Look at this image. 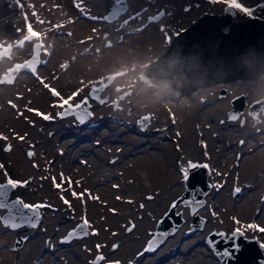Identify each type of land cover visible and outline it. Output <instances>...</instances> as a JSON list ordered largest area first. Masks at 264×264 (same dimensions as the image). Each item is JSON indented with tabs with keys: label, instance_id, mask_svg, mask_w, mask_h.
I'll use <instances>...</instances> for the list:
<instances>
[{
	"label": "rangeland",
	"instance_id": "374dc122",
	"mask_svg": "<svg viewBox=\"0 0 264 264\" xmlns=\"http://www.w3.org/2000/svg\"><path fill=\"white\" fill-rule=\"evenodd\" d=\"M54 1L55 0H41L40 8L46 4L49 5L48 10H44L42 18L37 21V24L42 28V30H44L45 36L39 34L37 37H32L29 40L21 31L18 12L12 6L11 1L0 0V49H2L5 45L10 46V49H7L8 53L0 55V64L2 62L4 63L3 67L0 68V78L4 77L3 74H10V68H12L15 63L22 62L33 54V47L35 45V42H33L35 40L34 38H37L40 43L39 46H37L40 61H37V63L34 65V68L31 69L29 67H24L18 69L10 81L0 83V85H3L4 83L6 85H14V83L18 81L21 76H29L33 78L32 82L31 78L28 80L25 79L26 81L22 87V91H25L26 93L29 90L32 91L33 88L35 89L34 92H32L33 95L40 97L36 98L33 104L38 105L47 111V116L50 117L48 121L52 120L51 123H48L47 119L46 121L45 119H43V121H35L32 119L30 112L28 113V108H23V111L22 106L18 104V99L21 98L22 91H19L20 96L17 95L14 99H12L11 105H15V107H13V111L19 117L27 119L26 123L34 127L36 132L44 131L45 133H48L53 132L52 130L55 132L56 130L54 125L58 119L70 118L68 117L70 114L59 115L57 111L60 109H58L56 112H52L49 109L50 105L48 101L50 98L48 99L47 95L52 94L48 92L46 87L42 88L41 82H37L38 86L36 85V88L32 87L34 84L33 82L37 81L38 77L35 80L36 75L40 76L41 78L44 76L43 79L44 81L46 80L45 85L46 83H50V85L57 87V89V83L60 84L58 80L64 79L65 83V80L68 78L67 71H69V69L72 67L73 62L72 64H68L64 69L62 68V63L65 60L69 61L68 52H74L75 46L67 45L69 39L66 38V33L63 36L64 38H62L63 40H59L58 38L61 36H59L60 32L57 28H62L68 23L66 22L68 21L66 16L69 15L68 11L70 8V14H74L78 18H82L80 17L81 13L87 12L85 9L90 11L87 12L90 19H86L84 22L82 21V23H84V27H79L81 28L79 30L80 33L83 32V34L79 36L81 39L85 40L82 47L91 51L89 56L91 55L94 57L95 55L96 57L97 54L103 53V51H106L107 49L116 45L118 41L126 42L128 39H130V35L136 34L138 31L147 28V26H152L155 32L160 35V43L158 45L161 46L155 48L154 52L150 54L149 57L144 59V62L142 61L140 63V68L136 72L137 76L136 73L135 75L132 74V71L137 69L133 62L123 64V67L122 63L118 64V66H112L113 68L108 67V70L105 69L106 71H103L104 74H102V76H98V80L95 81H87V78L90 79V73L87 75H82L80 77L82 82L87 81V84L91 82H93V84H98V81L104 79L110 70L116 68L118 69L120 65V68L124 69V71L121 74H118V76H116L112 82L103 86L105 87L103 91H99V93L102 91L100 101L103 100L104 103L91 100L92 102L90 103V107L92 106V113L99 106L103 109V107L107 105L108 110H110L108 111V115L103 117L100 121V126L97 128L88 129L89 126L80 125L78 123H76V125L68 124L67 126L57 123L56 128L58 125L61 127L57 129L58 131H56L59 137L57 138L56 144L58 146L62 145L61 147H65L66 157H63V160L61 157L60 160L55 157V161H50V155H48L46 151H44L42 154L45 160L49 162L48 168L50 166H55L56 164L62 165V169L65 174H68L73 178L76 188H84L87 192H95L97 195H99V198L96 199L97 203L93 201V203L87 204L89 213L88 216L90 218L87 216L86 212L83 211L81 214H78V208H72L68 204H65L64 200L70 202L68 198L62 199L60 197V195L65 196V194H54L52 190L53 188L48 184V175L46 176V174L47 172H51L52 175L55 176V171H57L55 170L56 168L50 167V169L42 172L41 170H35V168L32 166L34 160H30L33 158L35 159V154H38L36 152V141L29 142L28 138L24 139L22 141V151L19 148L22 153L24 152L22 156L25 157L27 161H30V163L26 164L25 167L23 165H18L15 169L12 168L14 170L13 172H10L12 171L11 168H7L4 165L5 159L0 163L4 166V172L6 171L9 173V175H11L15 180L21 179L16 177L17 175L19 176V174L20 176L22 175V167L27 171L26 175L21 176L23 177L22 181H28L27 185L21 187L24 189V192L22 191V193H19L17 192V189H15L11 192L13 197L19 198L25 203L51 205V207L40 208V221L37 222L36 227L34 228L24 225L22 228L20 227L13 230L5 227L3 223L0 222V264H92V261L94 260L98 251L105 257V260L101 262V264H105L107 261H114L117 259L124 262V264H183V258L181 254L196 246L194 237L200 234V239L197 240L198 244H202L207 249V251L211 252L212 256H214V260H216V264H220L218 257L214 252H212V249L208 246L207 242H205L206 234L212 228H222L226 231V233L231 231L230 229L232 227H237L241 230H244L243 225H236L238 218L242 219V222L251 220L252 222H255V224L261 225L262 228H264V182L254 181L252 178L250 181L252 187L248 193L246 195H240L242 190L238 193L235 192L237 187L240 189L242 188L240 187V184L238 185V183L235 181L226 183L225 178L217 182V180L212 178L213 168L207 161H216L212 164L216 166V168H219L221 174H223L226 170H228L229 167L237 166L238 163L243 162L244 159L240 173L247 174L250 168H247L246 166L251 161L253 155H256L253 158L256 160L260 159L263 168L264 144L262 143H264V132L260 129L264 128V115L261 114L260 118L255 121L252 116L247 113L246 105L244 111L240 113L242 115V118L240 119L243 121V123H241L240 119L235 121L229 120L226 115V110L231 106L229 99L235 95V93L243 91L247 94L246 98L248 101H250L252 98H256V96L264 94V75L261 76L260 81L259 77L255 78L254 80H244L237 78L234 81H225L224 83H214L211 86H203L202 88H198L188 95H181L178 90L173 89L169 85L157 88L152 84L148 85L146 82H141L139 80L138 74L143 67L142 65L146 61L154 58L157 56V54H159L160 51L167 48L168 42L171 36L176 34L175 32H177L186 24H189L190 21L197 18L202 10L220 12L222 4L216 6L212 2L214 0H180L182 1L181 4L177 3L176 1L168 0L172 3H170V5H166L167 2L164 0H154L151 2L147 0L145 3H147V7H149L148 10L162 8L164 15L158 18L156 21H148L145 25L144 22L146 16L143 14V12H141L139 17L135 15L130 20H128V23L124 24L123 28H117V23L124 17L123 15L114 21H103L100 19L101 13L105 12L106 8L109 6V0ZM73 1L79 4V7H75L76 4L72 6L69 4V2L72 4ZM259 1L262 0H243V2L251 6L252 9L254 8V10L251 12V15L249 16H262L261 9L259 8ZM29 2L31 3L32 0H29ZM201 3L203 5H201ZM129 4L130 8L135 9L141 5L137 0H130ZM179 6H181V8ZM49 10L53 14L49 13ZM28 12L30 13L29 9ZM244 16L245 15L242 13L240 15L235 13V15L232 16V19L241 20V18ZM30 18L32 20L31 16ZM33 21L34 20H32V22ZM107 25L112 26L111 30H109V33L107 34V36L110 37L111 42L106 44V46H103L105 38L101 37V33L106 31L108 27ZM224 28H227V26ZM98 37H100L101 40L98 39L100 41L96 42V38ZM19 40L21 41L22 46L19 45ZM47 40L50 42L47 45V52L48 56L50 57L49 60L48 57L45 54H42L41 51L44 48ZM55 41L57 44L58 41H63L65 42V45H62L59 42V44L62 46H59L58 44V48L54 50V47H57ZM62 47L65 49L64 52L68 53L67 55L66 53L65 55H62ZM109 55H107V57ZM72 57H74V55H72ZM104 60L106 59H102V64L112 63L111 59H107L106 62H103ZM47 61L50 62L48 63ZM46 62L48 65L44 66L47 64ZM89 63L92 64V60H90ZM41 67H44L43 70H46L47 73H41L39 70ZM49 72L53 73L49 74ZM127 73H131L132 75H129V77H127L125 80L119 78L123 77V75H128ZM126 85H129L132 88L130 95L126 94L124 96L125 98L129 99V102H126L124 98H121L119 95L120 89H116L119 86L125 87ZM221 87H225V90L224 94L219 96L217 94V90ZM73 89L74 88L66 87L65 89H62V92H64L65 95L67 93H74ZM84 93H86V91H84ZM220 102H224L223 105H220ZM132 103L135 106L134 110L128 112L127 107ZM169 110L174 112L175 119L173 122H170L167 118V111ZM221 110L223 112H221ZM102 113L105 114L106 111ZM141 113H146L148 116H150V123L146 125L144 130H138L136 127L138 115ZM10 114L12 113L10 112ZM241 115H239V117ZM231 122L234 124L230 125ZM103 124L104 126L102 127L101 125ZM110 124H113L115 127V129L112 130L114 133L106 135L102 130L105 127H108ZM194 124H200L202 127L207 125V127L205 126L203 129L204 137L210 142V147L213 150V154L210 155V160L205 159L210 168L209 178L211 181V186L208 192L204 195L205 202L196 210L204 216V222L199 229H195L187 233L186 230L189 228L191 212L188 211V206H185L180 202L179 204L181 205L179 206L178 204L177 207L182 211L183 218L175 230L177 232L178 229H182L180 233L181 236L179 235L177 240L174 242L175 244L173 247L169 249L165 255H159L153 259V256L158 253L162 246H164V244L168 242L169 239L176 233L173 230L168 231L167 237L163 238V243L159 244L155 251L149 252V254L145 253L143 247L145 246L148 238L154 232L156 224L155 221L158 215L162 214L161 210L163 211L165 209L164 207L167 208L169 202H171V200L182 191L183 184L181 178L184 175V171H182V169H186L188 163L193 161V159H201L200 151L198 152V149L196 148L197 141L194 137ZM74 130H79V134L73 136L71 132ZM116 130H121V132H117ZM247 131H250L251 133H248L249 135L247 134L246 136L243 132ZM126 133L138 136L140 138V143L128 154V156H130L128 158L129 160L133 159L134 156H137V151L139 152V155L148 153L146 152L147 149L144 150L143 147L152 146L153 142L155 141L156 144H165L171 149L172 161L169 166L171 172L169 177L163 180L164 182H153L151 176L148 175L150 171L145 170L143 167L147 166L148 163L146 161H142L141 166L138 165L137 162H134L133 165L135 166L130 174L127 172V176H130L131 179L134 178L136 183H134L132 187L124 183V186L121 188L123 191L120 195L118 193L119 185L118 187L112 186L113 181L118 180L117 171L113 169V163H115V167V165H118V160L123 162V158H125L124 155L127 151L122 149V152L120 153L119 150L122 143H124V141H121L122 137H124ZM101 136L105 137V142L100 141L101 143L96 145L95 140L101 138ZM143 142L147 144L141 147V143ZM9 144L11 145V151H4V147ZM14 144L15 143L10 138L2 141L0 143V157L7 156V154L11 153L17 146V144ZM114 146L116 148L113 149ZM255 148L259 149L252 151ZM30 151L34 153V155L31 157L28 156V152ZM214 151L216 154H214ZM106 154L107 159L104 161ZM244 155L245 158H242ZM83 162L85 165L82 164ZM105 163H107V165ZM28 167L30 168L27 170ZM225 175L226 178H228V173ZM235 175H237L236 169ZM260 176L261 180H264L263 174H260ZM101 180H106V182L100 183ZM158 186L164 191V195L160 199L161 201L156 198L157 194L154 192V188L156 190ZM174 189L178 190L173 191ZM243 192L244 191H242V193ZM24 193H26L27 196H25ZM117 194L120 195L119 199L116 198ZM22 195H24V197ZM28 197L29 199H25ZM30 197H36L39 200L33 202ZM107 202L108 204H106ZM151 202H155V208L160 207V210L157 211V214H153L151 218V223H153L151 232L143 237V240L139 244L140 246L137 251L131 250L132 253L125 255L122 250L128 243H131L132 240L130 237L141 232L144 214H146L148 209L147 207L151 204ZM160 202L163 203V205ZM116 203L121 204L119 209L118 206H116ZM158 203H160L161 206ZM141 205H143V207H141ZM114 206H116L115 211H113ZM233 206L237 210H235ZM219 210H223V219L227 220V223H222L221 226L219 224L210 223L211 220H209L210 214H219ZM4 211V209H0V214ZM229 216L231 218V227L228 228L229 225L227 224L229 223L227 218H229ZM80 218H86L88 220L90 228H88L87 231L89 234L91 231H100L99 235L95 237L96 240L93 242H91L93 239H88L90 238L88 237L89 234L83 235L79 231H77L76 236H74L72 239L68 241L64 239L68 236L66 235L67 231L76 229L77 225L81 223ZM233 218H235V220ZM74 222L76 223L75 225ZM114 225L122 227L121 231L119 230L116 232ZM129 227H132L131 231L127 230ZM18 234L21 236L23 235L24 241L19 248L13 249V239ZM245 235L253 236L246 233ZM256 238L264 244V235L263 237L256 236ZM31 243H35L34 245H36V251L33 254L28 255L26 254L25 250L28 249V246H30ZM94 243H99L103 248L100 247L99 250H97L96 247L95 249L93 247ZM113 245L116 247L114 248ZM89 253H92V255L90 254L88 256ZM141 253H143V255H140ZM195 254L197 256V253ZM195 254L191 252L192 256H195Z\"/></svg>",
	"mask_w": 264,
	"mask_h": 264
},
{
	"label": "bare ground",
	"instance_id": "6f19581e",
	"mask_svg": "<svg viewBox=\"0 0 264 264\" xmlns=\"http://www.w3.org/2000/svg\"><path fill=\"white\" fill-rule=\"evenodd\" d=\"M10 1H11V4H12V0H10ZM171 1H176L177 3H180V4L182 3V1H180V0H171ZM212 2L216 6L217 5L219 6L220 4H223V2L218 3L215 0L212 1ZM259 2H261V1H259ZM29 3H30L29 0H23L22 6H23L24 10H26V12H27V20H29L30 28L34 24L33 26L36 27V28H38L41 31L40 34L42 36H45L44 30H42V28L37 24V21L42 18L43 13H44V10H48L49 7L46 4V5L41 6V8H40L41 0H32V2L30 4ZM25 5L28 6V9L30 10L31 15L28 12V10L26 9ZM201 5H203V4L201 3ZM12 6L14 8H16L13 4H12ZM179 7L181 8V6H179ZM246 8H248L247 5H246ZM250 9H251V12L254 10V8L253 9L250 8ZM262 10H261V12H262ZM48 12L49 13H52L50 10ZM235 12H236V14H239V15L242 13L238 9H236ZM262 14H263V12H262ZM30 16L32 17V20H34L33 22L31 20ZM84 20H86V19L85 18L84 19L81 18V19L74 20L71 23V27L73 28V31H71V30H67L66 31V38L69 39V41L71 42V44L75 46L74 49L80 47L83 44V42L82 41H79L77 37L80 35V31L79 30L81 28H79V27H81V26L84 27V23H82V21L84 22ZM20 25H21V31L24 34H26L27 32L23 28V22H22V20H20ZM83 27H82V29H83ZM82 34H83V32H82ZM59 42L61 44H64L65 45V42L58 41V44H59ZM123 42L124 41L118 42L116 45L112 46L111 48L107 49L106 51H103V53L97 54L96 57L94 55L95 58L93 56H91V55L90 56L89 55H86V56H80V57L79 56H76V58H74L72 60L73 65L69 69V71H67L68 78L65 80V83H64V79H59L58 80L59 83L61 84V88L62 89H65L66 87L67 88H74L73 89L74 93L79 92L78 95H76L75 97H73L71 99V100H74V101H71V100L69 101L70 103L73 104L74 102L78 101V99L80 98L81 95L85 94L84 91H86L85 89L87 88V85L90 84V83L87 84V81H89V80H94V81L95 80H98L97 79L98 76H102V74H104L103 71H106L105 69L108 70V67H112V66H115V65L118 66V64H121V63H122V67H123V64H128L130 62H133L134 65H136V67H137L136 70H133L132 71V74L135 75V73L140 68V63L144 59H146L147 57H149V55L154 52V49L155 48H158L159 46H161V45H158L160 43V35L155 32V30H154V28L152 26H147V28H144V29L138 31L136 34L130 35V39H128L124 43ZM30 43H32V42H30ZM49 43L50 42L47 41L46 44L44 45V48L41 50L42 51V54H45L48 57V60L50 59V57L48 56V52H47L48 51L47 50V45ZM55 43H56L57 47H54V50L56 48H58V44H57L56 41H55ZM61 44H59V46ZM64 47H62V55L63 54L65 55V53H66V52H64V50H65ZM25 50H26V47H25ZM23 52H24V50H23ZM68 53L70 54V52H68ZM68 53H66V55ZM51 54H50V56H51ZM109 54H111V55H109ZM107 55H109V56L107 57ZM89 59L92 60V64L89 63V61H90ZM102 59H106V60L107 59H111L112 60V63H107V64L106 63H103L102 64ZM106 60H104L103 62H106ZM50 61H47V62L49 63ZM48 63L45 64L44 66H47ZM3 64H4L3 62L0 64V68L3 67ZM43 68L44 67H41V69H39L41 73H45L46 72V70L44 71ZM52 73L53 72H49V74H52ZM88 73L91 74V75H89L90 76V79L87 78V81H83L82 82V80H80V77L82 75H87ZM132 74L129 73L128 75H125V76L123 75V77H119V78H121L122 80H125L127 77H129V75H132ZM134 75H133V77H134ZM136 76H137V73H136ZM43 77L44 76H42V78H41L40 76H37L36 75L35 76V80L37 78V81L33 82L34 84L32 85V87H35L37 85V82H41V84H42L41 86H42V88H44L45 87V81L46 80L44 81ZM29 78H31V77H29V76L22 77L21 76V78L18 81H16L14 83V85H6L5 83L3 85H0V137L10 138L15 143L14 145L17 144L16 148H14L11 153L7 154V156H4V157L1 156L0 157V163L5 159L4 160L5 161L4 165L7 168H11L12 171H10V172H13L14 170L12 168L15 169L16 166H18V165H20V166L23 165L25 167L26 164H29L30 161H32V160H34L32 166L35 168V170H41L42 172H44L45 170L50 169V167L56 168L55 170H57V171H55V174H56L55 176H53L51 172H47V174H46V176L48 175L47 176L48 184L51 185V187L53 188L52 190H53L54 194H57V193H61V194L63 193V194H65V196L60 195V197H63V199L64 198H68V200H70V202L68 203V205L70 207H72V208H75L76 207V208H78V210H77L78 211V214H81L84 211V212L87 213V216H88L89 213H88V208H87L88 206H87V204L88 203L91 204V203H93V201H95V203H97V200L96 199H93V197L99 198V195H97L95 192H93V193L87 192L84 188H76L75 185H74V182H73V178L70 175L65 174V172L62 169V165L56 164L55 166H50L48 168L49 162H47L45 160V158H44V156H42V154H43L44 151H46V153L48 155H50V158H51V159L49 158L50 161L51 160H54L55 161L56 160L55 157L58 160H60V157H61V159L63 157H66V155H65V152H66L65 151V147H61L62 145H59L58 146L56 144L57 138H59L58 137V134L56 133V131H58L57 129L61 127V126L58 125V127L56 128L57 123H59L60 125H66V126L68 124L76 125V123H78L80 125L89 126L88 129H90V128H97V127L100 126V121L102 120V118L105 117V116H107L108 113H109L108 111H110V110H108L107 105H105L103 107V109L100 106L97 107L94 110L93 116H91L89 118V120H87V122H88L87 124L80 123V122H76L75 119H74V116L72 114H70L68 116L70 118H68V117H66L68 119L61 118V119H58L57 122H55V125H54V128L56 130L55 132H54V130H52L53 132H48V133H45L44 131H37L36 132V130H35L34 127H32V126H30V125H28L26 123V120L27 119H23L22 117H19L13 111V106L11 105L12 99H14L17 95L20 96L19 91H22L23 90L22 87L24 86L25 81L28 80ZM31 79H32L31 80V82H32L33 81V78H31ZM60 84L57 83V85H58V91L57 92L60 93V96L59 97H55V95H47L46 94L47 95V98L48 99L50 98V100L48 101V103L50 105V108L49 109L52 112H56L58 109H60L59 111H57L58 113L65 112L67 106H65L64 108H62V107H60V105L63 103V100H68L69 97H72V95L74 94L72 92V93H67L65 95L64 92H62V89L60 88ZM113 84H114V82H113ZM46 85L48 86V85H50V83H46ZM164 86L165 85H161V87H164ZM161 87H159V88H161ZM38 89L40 90L39 87H38ZM34 90L35 89L33 88L32 91L29 90L26 93H25V91H22L23 93L21 92L22 96H21L20 99H18V104H20L22 106V109L23 108H25V109L28 108V113L30 112L32 119H34L35 121H43L44 116H47L48 113L42 107L33 104L35 102L36 98L40 97V96H37V95H33L32 92H34ZM41 93L44 94L43 92H41ZM61 98H63V99H61ZM44 101H45V99H44ZM223 103L224 102H220L219 104L220 105H223ZM94 106H95V104H94ZM105 108H106V110H105ZM23 111H24V109H23ZM104 111H106L105 114L102 113ZM10 112L12 114H10ZM221 112H223V111L221 110ZM13 113H14V115H13ZM121 113H122V111H121ZM39 116H42V117H39ZM45 121H46V119H45ZM51 121L52 120L48 121V119H47V122L48 123H51ZM45 124H47V123H45ZM101 126L103 127L104 124L101 125ZM113 129H115V127L113 126V124H110L108 127H105L102 131H103L104 134L107 135V134L114 133L112 131ZM121 130H125V129H121ZM121 130H116V131L117 132H121ZM260 130H262L264 132V128H261ZM65 131H68V130H65ZM243 133L247 136V134L248 133H251V132L250 131H247V132H243ZM260 133H262V132H260ZM71 134L73 136H76V135L79 134V130H77V131L74 130V131L71 132ZM101 135H102V133H101ZM19 137H23V139H19ZM194 137H195V139L197 141V144H196V148L198 149L197 151L198 152L200 151V158H203V159H206V160H210V158H211L210 155L213 154V150L210 147V142L207 139H205L204 132H203V127L200 126V124H194ZM27 138L29 139V142L30 141H36L37 142V144H36L37 145L36 146V152L38 154H35V156H36L35 159L33 158L30 161H27V159L22 156V154H24V152L23 153L21 152L22 151V148H23V146H22V143L23 142L22 141L24 139H27ZM104 138L105 137H102L101 136V138L96 139L95 140V144L96 145L97 144H100L101 143L100 141L105 142V139ZM4 140L5 139L0 138V143L2 141H4ZM121 141H124V143H122L119 152L121 153L122 152V149L124 151H127V152L124 155L125 158H123V162H121L120 160H118L117 161V164L118 165H115V167H114V164L115 163H113V169L117 171V178H118V180L117 181H113V184H112V186H115V187H118V185H119L118 193L120 195L122 194V191L123 190L121 188L124 186V183H126L127 185H130V187H132L134 185V183H136V180H134V178L131 179L130 176H127V172L130 174L131 171H132V169L134 168V166H135V165H133L134 162H137L138 165H141V166H142V161H146L148 163L147 166H143V167L145 168V170L150 171L148 173V175L151 176L153 182H155V181L156 182L157 181L164 182L163 180L169 177L170 172H171L169 166H170L171 161H172V159H171L172 151H171L170 148H168L169 146H166L165 144L164 145L156 144V142L154 141L152 146L143 147L144 150H146V149L148 150V151L146 150V152H148V153L143 154V155H139L138 154L139 152L136 149L137 156H134L133 159H130L129 160L128 158L130 156H128V154L133 149H135L134 147H136L140 143L139 142L140 141V138L138 136H134V135H130V134H127L126 133L125 136L122 137V140ZM145 144H147V143H144V142L141 143V147L143 145H145ZM262 144H264V143H262ZM47 147H49V148H47ZM19 148H20L21 151L19 150ZM114 148H116V147L114 146L113 149ZM257 149H259V148H255L252 151H255ZM214 154H216L215 151H214ZM255 156L256 155H253V157H255ZM253 157H252L251 161L246 166L247 168H250L249 169V172L247 174H245V173L241 174L240 173V169H241V167L243 165L244 159H243V162H239L237 166L229 167L228 170H226L223 174H221V171H220L219 168H216V166H214L212 164V163H215L216 161L215 162H210L211 160L208 161L210 163V165L212 166V168H213L212 178L215 179V180H217V182L220 181V180H222L223 178L226 179V181H225L226 183H229L231 181H235L236 183H238V185L240 184V187H242L241 190L244 191L243 193L241 191V194L240 195H246L248 193V191L250 190V188L252 187L251 184H250V181L252 180V178L254 179V181H259V182L262 181V182H264V180H261V176H260V174L261 175L263 174V176H264V166L262 168V163H261L260 159L259 160H256ZM242 158H245V155ZM106 159H107V154H106V156L104 158V161H106ZM82 164H84V162ZM105 164L107 165V163H105ZM29 168L30 167H28L27 170ZM235 169L237 170V175H235ZM15 171H17V170H15ZM21 171H22V175H26L27 171L23 167H22ZM2 172H4V169L0 170V179L1 180H3L2 178L4 177L2 175ZM14 173H16V172H14ZM227 173H228V176H227L228 178H226V175H225ZM14 175H16V174H14ZM61 175H63V177H64V180L63 181H61ZM21 176L19 174V176L17 175L16 178H21L20 180L22 181V178L23 177H21ZM11 178L14 179L12 176H11ZM53 178H55V183H60L62 185V187L65 189L64 191H61L60 189H57L53 185V184H55L54 181H53ZM105 182H106V180H103V181L101 180L100 181V183H105ZM225 185H228V184H225ZM69 188L71 189L70 191L68 190ZM16 189H17V192H19V193H22V191L24 190L21 187H18ZM25 189H27V188H25ZM175 190H178V189H174L173 191H175ZM151 191H150V193H151ZM72 192H76L77 193V196H73L72 195ZM154 192H155V194H157V197L156 198L159 199V200L164 195V191L162 189H160L159 186L157 187L156 190L154 188ZM80 193H85V195L83 197H81L79 195ZM24 194H25V196H27L26 193H24ZM120 195L117 194L116 198L119 197ZM22 196L24 197V195H22ZM25 199H29V197L28 198H25ZM31 199L33 200V202L39 200L36 197L31 198ZM154 203L155 202H151V204L149 205L151 207H149V206L147 207L148 209L146 211V214H144L143 223H142L143 226L141 228V232L139 234H137V235L135 234L132 237H130V239L132 240L131 243H128L126 245V247L122 250V252H124L125 255H128V253H132L131 250L132 251H137L138 248H139V246H140L139 244L143 240V237L146 234H149V232H151L152 224H153V223H151V218H152L153 214H157V211L160 210L159 209L160 207L155 208ZM160 203H158V204H160ZM106 204H108V202ZM116 204H117L116 206H118V209H119V207L121 206V204L120 203H116ZM161 204L163 205V203H161ZM161 204H160V206H161ZM211 204H213V203H211ZM180 205L181 204H179V206ZM116 206L113 207V211L116 210ZM185 206H187V205H185ZM164 208L166 209V207H164ZM97 209H99V208H97ZM234 209H235V207H234ZM235 210H237V209H235ZM219 211H220V213H219L220 215L218 213H211L210 214V217H209V220H211L210 223L219 224L221 226L222 223H227V220H224L223 219V216H224L223 210H219ZM161 212H162V210H161ZM230 216H229V218H227L228 219V223H229V224H227V225H229L228 228L231 227V218H230ZM226 217H227V214H226ZM153 219H156V218H153ZM251 222H252L251 220L242 222V219L238 218V221L236 222V225H240V226L243 225L244 226L243 227V229H244L243 231H244V233H246L248 235H256L258 237H263L264 233L259 232L257 229H255V230L246 229V226L247 225L255 224V222H252V223ZM114 227L116 228V232H118L119 230L121 231V228L122 227H119L118 225H114ZM178 230H177V232L175 230V232H176L175 235L173 237H171L169 239V241L164 244V246H162V248L159 250V252L156 253L153 256V259L156 258V257H158L159 255L160 256L161 255H165V253L167 251H169V249H171L173 247V245L175 244L174 242L179 237L182 229H178ZM99 232L100 231H95V232L94 231H91L90 234H89V236H88L90 238H88V239L89 240L90 239H93L91 241V242H93L94 240H96L95 237L97 235H99ZM200 236H201V234L200 235H196L194 237V242L196 243V246L194 248H191L190 250L185 251V252H183L181 254L182 255V258H183V264H216V260H214V258H213L214 256H212L211 252L207 251V249L202 244L201 245L198 244L197 240L200 239ZM99 243H96V244L94 243L93 244V247L96 249L97 244L100 245ZM34 244L35 243H31L30 246H28V249L25 250L26 251V254H28V255L29 254H33L36 251V248H35L36 245H34ZM191 252L194 253V254L197 253V256H196V254H195V256H192L191 255ZM90 254L92 255V253H89L88 256ZM9 262H10V260H9Z\"/></svg>",
	"mask_w": 264,
	"mask_h": 264
},
{
	"label": "water",
	"instance_id": "95a60500",
	"mask_svg": "<svg viewBox=\"0 0 264 264\" xmlns=\"http://www.w3.org/2000/svg\"><path fill=\"white\" fill-rule=\"evenodd\" d=\"M124 2L121 6L125 9L126 4ZM111 5L109 13L105 15L108 19H113L114 0ZM234 14V9L229 10L228 5L224 6L223 11L219 13L203 11L189 25L180 29L172 37L164 51L159 53L155 59L144 64V68L139 74L140 79L157 86L169 84L181 93H190L199 86L211 85L218 81L234 80L238 77L254 79L260 72L264 71V18L252 16L239 21L232 19ZM157 15H159L158 12L155 17ZM225 25H228L227 30L223 29ZM37 46L38 43L35 41L33 54L22 62L15 61L17 63L14 62V66L10 68V74H3L4 77L0 78V82L10 81L18 69L24 67L33 69L39 58ZM7 49H10L9 45L0 49V55L8 53ZM120 72H122L121 69L110 72L107 80L101 81L98 85H92L89 88V93L98 97L100 89ZM82 99L78 100L77 103ZM245 102L244 93L235 94L230 99L232 107L228 109V114H237L244 108ZM258 108H262L264 112V96L249 102L248 111L254 116L257 115ZM145 116L147 114L141 113L139 115L140 120L137 121L139 129L144 128L149 121L140 122L141 118ZM192 164L198 166L188 167L187 178L185 179V176L182 178L184 191L170 203L163 215L157 219L154 234L168 232L171 226L174 229L179 225L182 219L181 211H174L175 207H172L174 203L176 206L179 201H183L184 204H189V210L193 212V208H199L198 205L204 202L203 195L210 186L206 179L207 168L203 167L204 164L197 160ZM10 199L16 198L10 197ZM2 215H7V210ZM202 220L203 217L200 214L193 213L190 230L199 228ZM161 221L163 222L161 223ZM27 226L29 225L27 224ZM234 230L236 228L232 229L231 232ZM218 233H225V231L212 229L206 236V241L209 238L218 241L215 251L213 250L215 253L223 251L226 247H232L231 244H226L219 235H216ZM151 239L153 236L149 241ZM14 241V247H19L22 244V237L17 236ZM237 243L239 244L238 252L233 251L227 258L217 255L221 264H264L262 260L264 252L263 247H261L263 244L258 239L254 236L247 237L244 235ZM119 264L123 263L119 262Z\"/></svg>",
	"mask_w": 264,
	"mask_h": 264
},
{
	"label": "snow or ice",
	"instance_id": "6c2138e0",
	"mask_svg": "<svg viewBox=\"0 0 264 264\" xmlns=\"http://www.w3.org/2000/svg\"><path fill=\"white\" fill-rule=\"evenodd\" d=\"M124 0H114L115 8L112 11V18L118 17L122 12L125 11V9L121 6L123 4ZM224 3L228 5L229 10L231 9H239L243 11L245 14L251 15V9L243 7L241 3L238 2V0H224ZM79 7V4L76 5ZM160 15H163V13H160ZM150 19H158V17L155 18H150ZM124 24L128 23V20H125L123 22ZM47 87V85H45ZM53 95L59 97L60 93L56 92L55 89L52 90ZM79 92L74 93L72 97H69L68 100H63V103L60 105V107L64 108L67 106L65 112L59 113V115H65V114H71L75 113L76 118L80 123H84L88 117L91 115V112L87 110L88 108V102L89 99H98V97H95L93 95H89L84 97L79 103L72 104L69 101L78 95ZM63 99V98H61ZM100 103H104L103 101H100ZM15 107V105H13ZM230 120H238L240 117L238 114H230L228 117ZM44 119H50L49 116H44ZM150 119V116H145L141 118V123L146 122ZM243 123V121H241ZM3 139H7L6 137H0ZM19 139H23V137H19ZM4 151H11V145H6L3 149ZM33 152H28V156L31 157L33 156ZM198 165H193L190 164L189 167H197ZM203 167H207V165H203ZM4 168L3 164H0V170ZM185 174V179L187 178V169H182ZM2 175L4 176V180L0 182V209H6L7 210V215H0V222L3 223V225L7 228L10 229H18L20 227H23L25 224H28L31 227H36L37 222L39 221L40 218V211L39 209L42 207H51V205H46V204H28L25 203L23 200L16 198V199H10V194L13 190H15L18 187H22L28 184V181H19V180H14L12 179L8 173L2 172ZM64 180L63 175H61V181ZM53 181L55 183V178H53ZM70 183V182H69ZM78 183V182H77ZM55 187L57 189H60L61 191H64L65 189L62 187L60 183H56ZM69 191L71 190L70 188L68 189ZM241 189L237 187L235 189V192H240ZM73 196H77L76 192H72ZM81 197L85 195V193H80L79 194ZM63 199V197H61ZM93 199H98L97 197H93ZM119 199V197H117ZM65 204H68L69 202L67 200H64ZM200 206V205H198ZM143 207V205H141ZM172 207H175V203L172 205ZM193 213H195L196 208L192 209ZM235 220V218H233ZM163 221H161L162 223ZM134 227V226H132ZM132 227H129L127 230L131 231ZM88 228H90V224L86 218H82V221L79 225H77V228L74 229L72 232L68 234L67 237H65V240H70L74 236H76L77 231L82 233L83 235H88ZM258 226L255 224H250L246 226V229H252L255 230L257 229ZM175 231V229H173ZM259 231L261 233H264V228H259ZM168 233L167 232H162L153 235V239H151L148 244L144 248V252H153L156 250V248L159 246V244L163 243V240L161 239L162 237H167ZM216 235H219L226 244H231V248H225L223 251H218L216 254L222 258H227L231 255L233 251L238 252L239 251V244L237 241L244 236V231L241 229L237 228L236 230L232 231L229 235H226L225 233H218ZM246 239V237H245ZM258 242V241H257ZM20 243V241H18ZM209 247L215 251L216 249V244L218 241H214L211 238L208 239L207 241ZM97 250L101 247L100 245H97ZM115 248L116 246L113 245ZM261 247H264V245H261ZM140 255H143L141 253ZM105 260V257L102 253L97 252V255L95 256L94 260L92 261V264H101ZM114 264H119V261L114 262Z\"/></svg>",
	"mask_w": 264,
	"mask_h": 264
},
{
	"label": "flooded vegetation",
	"instance_id": "af4514ba",
	"mask_svg": "<svg viewBox=\"0 0 264 264\" xmlns=\"http://www.w3.org/2000/svg\"><path fill=\"white\" fill-rule=\"evenodd\" d=\"M132 1H136V0H132ZM137 1H139V3L141 4L139 7H137L136 9L135 8H130V4L128 3V5H127V8L125 9V11L122 13V15H124V17L122 18V19H120L119 21H118V23H117V28H123L122 26H120V24L121 25H123V22L125 21V20H130L132 17H134L135 15H137L138 17L140 16V13L141 12H143V14L145 13V16H146V19L148 18V15H151L152 13H151V10H148L149 9V7H147V3H145L147 0H137ZM157 9H161L162 10V12L161 13H163V9L162 8H154V9H152V10H155V11H157ZM164 14V13H163ZM150 19V18H149ZM148 19V20H149ZM147 20V21H148ZM146 21V20H145ZM147 21H146V23H147ZM145 24V23H144ZM108 27H107V29H106V31L104 32V33H109V30L112 28V26H109V25H107ZM68 65V62L67 61H65L64 63H62V68H66V66ZM124 91H126L125 92V94L127 93V94H129L130 95V93L132 92V88L129 86V89H128V91L127 90H125V88L123 89ZM126 99V102H129V99H127V98H125Z\"/></svg>",
	"mask_w": 264,
	"mask_h": 264
}]
</instances>
